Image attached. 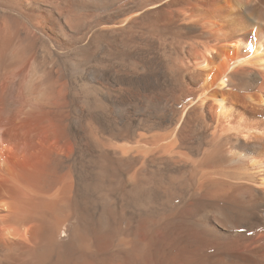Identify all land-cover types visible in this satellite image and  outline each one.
<instances>
[{
  "label": "bare ground",
  "instance_id": "1",
  "mask_svg": "<svg viewBox=\"0 0 264 264\" xmlns=\"http://www.w3.org/2000/svg\"><path fill=\"white\" fill-rule=\"evenodd\" d=\"M0 264H264V0H0Z\"/></svg>",
  "mask_w": 264,
  "mask_h": 264
}]
</instances>
